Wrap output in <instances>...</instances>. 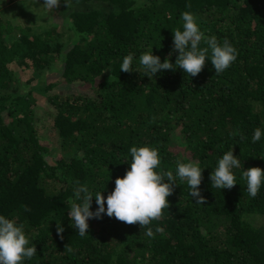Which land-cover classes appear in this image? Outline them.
Segmentation results:
<instances>
[{"label":"trees","instance_id":"obj_1","mask_svg":"<svg viewBox=\"0 0 264 264\" xmlns=\"http://www.w3.org/2000/svg\"><path fill=\"white\" fill-rule=\"evenodd\" d=\"M18 1L0 0V215L37 249L23 264H264V183L253 198L242 175L264 169V135L252 141L264 131V0H60L46 26L12 24L3 14ZM185 11L237 49L229 68L217 74L206 59L191 77L176 67ZM151 48L175 70L144 75L139 57ZM129 53L133 71H120ZM146 144L173 175L177 162H198L205 203L177 178L153 237L106 214L81 237L68 216L74 189L107 197L130 148ZM231 148L237 184L219 190L210 174Z\"/></svg>","mask_w":264,"mask_h":264},{"label":"clouds","instance_id":"obj_2","mask_svg":"<svg viewBox=\"0 0 264 264\" xmlns=\"http://www.w3.org/2000/svg\"><path fill=\"white\" fill-rule=\"evenodd\" d=\"M65 3L68 7L67 0ZM59 4L60 0H44L43 3L48 11L59 7ZM181 18L182 30L177 29L173 32V50L178 52L176 67L191 77L197 76L203 70L206 59L211 60L217 74L229 68L237 58V49L227 39L221 43L215 36H205L199 27L197 17L191 12L185 11ZM202 43L205 46L201 47ZM133 59L132 53L124 56L120 71H133ZM139 63L144 69V75L149 78L162 70H175L167 57L161 62L160 57L152 53V48L140 55ZM262 135L264 131L259 127L255 128L252 141H259ZM130 154V167L122 177H116L115 187L107 197L103 196L101 191L93 195L86 185L74 189L75 199L71 201L68 216L81 237L88 233L89 219H100L102 214L110 218L115 217L128 225L139 224L141 228H146L148 237H153L154 232L148 226L152 221L161 219L163 210L169 208L167 198L172 195L177 178L181 182H187L190 189L188 194L195 198V203L201 205L205 203L199 188L203 180V168L198 162H177L173 175L172 171L160 169L161 158L156 147L147 144L133 146L130 148ZM240 163L233 154V148L223 152L218 160V166L210 174L211 186L219 190L234 187L237 183L233 169L239 168ZM242 175L247 183L248 194L256 197L264 183V169L258 166L250 167L244 170ZM93 196L97 205L95 211L91 210ZM25 210H28L26 206ZM56 231L63 239L61 234L64 229L60 223L57 224ZM156 231L163 230L157 227ZM29 244L24 225L0 215V264H23L25 258L31 259L37 254V249L33 243L31 246Z\"/></svg>","mask_w":264,"mask_h":264},{"label":"rangeland","instance_id":"obj_3","mask_svg":"<svg viewBox=\"0 0 264 264\" xmlns=\"http://www.w3.org/2000/svg\"><path fill=\"white\" fill-rule=\"evenodd\" d=\"M44 0H19L14 4L12 7H7L6 11L3 14L4 16L8 17L12 20V24L19 23L21 26H32L35 24L38 25H48L49 23H52V18H57V10L58 7L53 9L52 11H48L45 6L43 5ZM8 4H6L7 6ZM51 13V15H49ZM46 15V16H45ZM49 18L46 23L44 22V19ZM15 20L16 22H14ZM58 28H60V23L58 24ZM40 97V96H38ZM43 99V98H42ZM43 102V101H40ZM37 111L38 114L41 113L42 120L39 123L40 125L47 126L45 124V114H42L45 112V108L37 104ZM41 133L47 140H50L52 136L48 133V130H43L41 128Z\"/></svg>","mask_w":264,"mask_h":264}]
</instances>
